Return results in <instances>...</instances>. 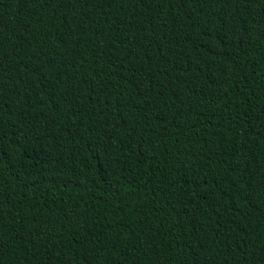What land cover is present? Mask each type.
<instances>
[{
	"label": "trees",
	"instance_id": "16d2710c",
	"mask_svg": "<svg viewBox=\"0 0 264 264\" xmlns=\"http://www.w3.org/2000/svg\"><path fill=\"white\" fill-rule=\"evenodd\" d=\"M0 264H264V0H0Z\"/></svg>",
	"mask_w": 264,
	"mask_h": 264
}]
</instances>
